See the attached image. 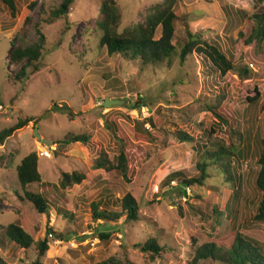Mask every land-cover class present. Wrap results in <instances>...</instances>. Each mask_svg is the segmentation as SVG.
I'll return each mask as SVG.
<instances>
[{"label":"rangeland","instance_id":"obj_1","mask_svg":"<svg viewBox=\"0 0 264 264\" xmlns=\"http://www.w3.org/2000/svg\"><path fill=\"white\" fill-rule=\"evenodd\" d=\"M33 1L35 6L30 5ZM62 1L17 0L15 18L0 1V103L4 107L0 132L20 118L39 117L0 145V225L19 223L35 241L48 238L42 264H191L197 245L217 237L224 240L235 225L264 243V222L255 219L261 200L255 186L260 169L255 143L258 136H264V110L247 99L253 96L249 90L257 87L260 103L264 101V42L247 45L240 37V32L245 37L251 33V17L264 13V0H179L174 42L178 47L185 42L187 27L211 38L236 64L227 75L211 71L208 62L196 54L185 66L176 57L171 68L166 63L144 66L119 54L109 56L100 44L101 0H75L68 14L46 22ZM115 1L123 31L142 22L164 0ZM28 17L32 23L23 37L21 28ZM40 19H44L48 41L39 68L30 67L27 76L18 79L22 64L9 61L10 41L19 38V43L30 44L37 40L35 24ZM161 33L159 27L156 38ZM108 99L124 103L105 107ZM137 100L138 108L128 107ZM219 100L224 116L228 115L222 126L211 110ZM112 123L122 129L125 142L109 128ZM36 128L41 137L36 136ZM178 131L191 139L183 140ZM249 132L253 134L251 149L239 163L243 182L238 199H233L234 188L220 182L218 175L187 188L186 197L179 192L178 180L168 183L172 173L198 176L202 150L217 142L233 141L242 147ZM81 134L88 135L86 144L66 142L70 135ZM122 149L129 156L130 181L116 171L94 168L101 153L116 162ZM43 151L50 156L42 155ZM32 152L39 157L44 184L29 188L51 199L46 213H39L15 193L23 194L16 168ZM74 171L84 173L86 179L62 189L63 173ZM127 193L140 205L138 221L125 216L116 222L93 221L94 202L118 208ZM215 207L225 214L220 226ZM230 209L233 214L226 218ZM69 213L74 214L72 219ZM50 229L54 234H48ZM101 233L110 237L104 240ZM151 237L167 245L156 260L136 246ZM36 258L34 244L28 249L14 244L0 247V264H32Z\"/></svg>","mask_w":264,"mask_h":264},{"label":"trees","instance_id":"obj_2","mask_svg":"<svg viewBox=\"0 0 264 264\" xmlns=\"http://www.w3.org/2000/svg\"><path fill=\"white\" fill-rule=\"evenodd\" d=\"M11 12V16L15 18L19 12L17 0H0ZM75 0H63L56 9L52 10V17L47 18L46 22H53L61 18V16L69 13ZM179 0H164L163 3L154 5L143 21L136 26L120 31V9L115 0H101V20L99 26L103 31L100 40L101 47L107 50L109 56L122 55L129 60H138L142 65H157L166 63L168 67H172L178 59L181 66H185L188 58L194 54L207 61L211 66L209 68L213 72H219L221 75H227L234 70L235 62L232 57L222 50L219 43L211 38L204 37L200 33H194L187 27V37L185 42L178 47L174 42L177 24L179 21V13L177 5ZM31 6L36 5L33 1ZM253 23L252 31L249 35H244L240 32V37L245 38V44L258 46L264 42V13L253 15L251 17ZM44 19H40L35 24L36 35L38 39L30 44L19 43V38L11 40V50L9 51V61L12 64H22L20 71L17 73L18 79H23L28 74V69L32 67L34 70L39 68V61L43 56L48 37L43 31ZM32 23L28 17L25 20L21 31L23 37L28 36L26 27ZM162 28V33L159 38H156L158 28ZM19 43V44H18ZM258 43V44H257ZM177 57V59H176ZM249 94L253 96L247 98L252 105H261L264 110V101L260 103L261 92L256 87L253 91L249 90ZM140 101L128 103L129 108H138ZM221 100L214 105L211 110L218 120V126H222L228 122L224 116L225 111L220 109ZM70 108L63 107V109ZM39 117L27 116L20 118L18 122L8 129L0 132V145L5 142L16 131L28 126L31 122H37ZM151 124L154 122L150 119ZM109 128L122 141L127 137H122L124 134L122 129L117 124L109 125ZM140 132H146L142 128H138ZM179 132V131H178ZM243 134V133H242ZM183 140L191 139L187 134L179 132ZM244 136V134H243ZM253 134L249 132V138L242 147L237 146L233 141L231 144L218 142L211 148H206L201 151L200 158L197 162L199 170L198 176L186 177L184 173H172L168 177V183L178 180L180 183V194L187 195V188L192 186L203 185L210 177L219 176V181L229 184L234 188L233 199H238L241 194L243 176L239 163L243 162L248 156L251 149V141ZM243 138V137H242ZM88 135H70L66 142H83L87 143ZM125 142V141H123ZM255 146L258 149V165L260 166L258 175L255 180V186L261 194V200L258 205L255 219L264 222V136H258ZM199 151V150H198ZM242 165V164H241ZM129 156L126 150H121L116 157V162L109 160L105 154H100L94 161V168L104 169L107 172H118L125 181H130ZM17 178L22 188L23 194L15 191L21 201L29 203L39 213L49 212L51 208V199L43 192H36L29 188L34 183H42V177L39 171V157L36 152H32L25 156L21 163L16 168ZM215 174V175H213ZM86 179L84 173L74 171L72 173L64 172L60 180V187L67 189L71 185L82 183ZM42 183L41 185H43ZM120 207L110 208L102 207L101 202H94L92 208V219L94 222L103 220L105 222H116L124 216L129 221H138L140 205L132 194L127 193L120 199ZM66 214L67 210L62 209ZM214 213L217 214V226H220L221 217L224 213L218 207L214 208ZM69 218H73L74 214L69 213ZM233 214L232 209L229 210L226 218ZM67 216V215H66ZM68 217V216H67ZM53 229L48 231L52 234ZM54 234V233H53ZM61 237L62 234H59ZM227 236V237H226ZM100 237L104 240L110 237L107 233H101ZM224 240L212 238L211 241L205 242L202 245H197L195 255L191 264L203 263H221V264H264V243L260 240L244 234L236 225L232 232L225 235ZM9 242V243H8ZM17 245L21 249H28L33 244L37 250V258L32 264H42L41 259L49 250V239L35 241L31 234L19 223H11L7 226L0 225V247L7 245ZM141 250L150 254L152 259L156 260L161 257V254L166 251L167 245H164L156 237L149 238L144 244H137ZM0 262L2 260L0 259Z\"/></svg>","mask_w":264,"mask_h":264},{"label":"water","instance_id":"obj_3","mask_svg":"<svg viewBox=\"0 0 264 264\" xmlns=\"http://www.w3.org/2000/svg\"><path fill=\"white\" fill-rule=\"evenodd\" d=\"M123 103H124V101H122V100L108 99V100H105L103 102V105L105 107H108V106L110 107L111 105H122ZM35 133H36V136L41 137V135L39 133V130L37 128L35 129ZM43 140H44L45 143H50V141H47L45 139H43Z\"/></svg>","mask_w":264,"mask_h":264},{"label":"built area","instance_id":"obj_4","mask_svg":"<svg viewBox=\"0 0 264 264\" xmlns=\"http://www.w3.org/2000/svg\"><path fill=\"white\" fill-rule=\"evenodd\" d=\"M3 109H4V107L0 103V110L2 111ZM42 155H44V156H50V153H49V151H43V154Z\"/></svg>","mask_w":264,"mask_h":264}]
</instances>
